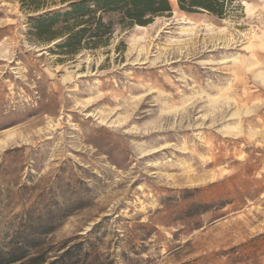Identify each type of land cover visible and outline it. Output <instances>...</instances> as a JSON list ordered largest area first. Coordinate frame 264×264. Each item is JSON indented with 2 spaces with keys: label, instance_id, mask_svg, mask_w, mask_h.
Returning a JSON list of instances; mask_svg holds the SVG:
<instances>
[{
  "label": "rangeland",
  "instance_id": "obj_1",
  "mask_svg": "<svg viewBox=\"0 0 264 264\" xmlns=\"http://www.w3.org/2000/svg\"><path fill=\"white\" fill-rule=\"evenodd\" d=\"M73 1L0 0V264H264V0Z\"/></svg>",
  "mask_w": 264,
  "mask_h": 264
},
{
  "label": "trees",
  "instance_id": "obj_2",
  "mask_svg": "<svg viewBox=\"0 0 264 264\" xmlns=\"http://www.w3.org/2000/svg\"><path fill=\"white\" fill-rule=\"evenodd\" d=\"M233 1L234 0H175V3L178 9L187 13L204 11L222 17L226 14L228 9L233 6ZM68 6L70 9L65 11V15L71 13L84 15L90 12L92 8L100 11H116L121 14V18L126 20L128 24L135 23L138 25H146L153 17L172 11L170 0H80L70 2ZM58 16V13L39 16L36 18L35 26L42 28L45 24H53L56 22V17ZM95 25L96 36L100 28H103L101 34L106 31V25L101 21V17H97ZM85 29L86 28H82L79 33H82ZM67 45L68 43L66 41L64 46ZM22 246L23 245H19L16 250L20 251ZM24 257L23 254L21 255L18 253L13 256L9 262L14 263L22 260ZM32 261H35L33 264H43L46 262V258L33 257ZM56 262H58V258L46 264H55Z\"/></svg>",
  "mask_w": 264,
  "mask_h": 264
},
{
  "label": "bare ground",
  "instance_id": "obj_3",
  "mask_svg": "<svg viewBox=\"0 0 264 264\" xmlns=\"http://www.w3.org/2000/svg\"><path fill=\"white\" fill-rule=\"evenodd\" d=\"M182 22L187 23V24L190 25V26H186V28H185V27L182 28L183 30H186V31H187V30L192 31V30L195 29L196 26H197V24H196L195 22H192V21H190V20L187 19V18H183ZM184 23H183V24H184ZM9 136H11V135L8 134L6 137H9Z\"/></svg>",
  "mask_w": 264,
  "mask_h": 264
}]
</instances>
